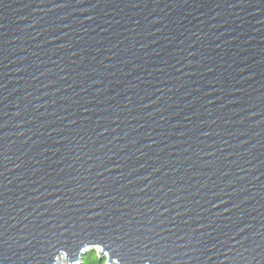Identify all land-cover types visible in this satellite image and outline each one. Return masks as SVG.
Wrapping results in <instances>:
<instances>
[{"label":"water","instance_id":"1","mask_svg":"<svg viewBox=\"0 0 264 264\" xmlns=\"http://www.w3.org/2000/svg\"><path fill=\"white\" fill-rule=\"evenodd\" d=\"M0 153L3 264L86 208L142 209L166 264H264V0H0Z\"/></svg>","mask_w":264,"mask_h":264},{"label":"snow or ice","instance_id":"2","mask_svg":"<svg viewBox=\"0 0 264 264\" xmlns=\"http://www.w3.org/2000/svg\"><path fill=\"white\" fill-rule=\"evenodd\" d=\"M70 191H74V189ZM3 203L4 201L0 200V205H3ZM53 203L58 202L53 201ZM70 204L71 200L66 202V206H70ZM94 207L98 208L100 206L95 205ZM88 211H91V209L86 208L83 214L74 219L71 217L64 219L63 223L60 224V228L64 229L65 225H69V227L63 231H57L53 228L49 232L41 233L42 243L46 246L51 245L56 250L54 252L50 251L49 264H51L53 258L59 261L61 251L67 257V264H72V261L77 258L76 253H82L79 257L81 264H143L145 260H158L159 264H166L164 258L169 248L168 241L172 238L170 236L163 237L160 232L149 227L148 225L152 224V220L145 222L140 218L142 209L129 210L125 216H112L103 210L88 216ZM118 211H124V209H118ZM149 211L152 210L149 209ZM57 212L61 216L69 215L60 212L59 209H57ZM105 217H108L107 221L104 219ZM0 219H3L2 215H0ZM45 223H49V221L45 220ZM240 231L243 232L244 229H240ZM3 236L4 233L0 232V264H3V258H5L3 249L4 245L7 244V241L3 240ZM73 237L80 240V243L76 244L74 248L69 246ZM179 239L183 240L185 237L181 236ZM196 239L204 245L208 244L205 239L199 237ZM231 239H235V237H229L228 233H225V238L219 239V243L228 244ZM57 240L60 242H54ZM247 240L248 237H243L237 243L243 246ZM84 244L94 247L85 249ZM157 245L161 247L158 249ZM215 246L213 244V247ZM232 248L236 249V245L233 244ZM208 250L211 251L210 248ZM255 250L251 249V251ZM244 251H249V249L245 248ZM236 253L238 255L234 254L233 260L240 264V260L244 258V253L240 252L239 249H236ZM168 259L170 260L172 257L169 256ZM252 259H255V257H252ZM260 259L264 260V250L260 253ZM247 264H251V259L247 260Z\"/></svg>","mask_w":264,"mask_h":264},{"label":"trees","instance_id":"3","mask_svg":"<svg viewBox=\"0 0 264 264\" xmlns=\"http://www.w3.org/2000/svg\"><path fill=\"white\" fill-rule=\"evenodd\" d=\"M81 264V263H80Z\"/></svg>","mask_w":264,"mask_h":264}]
</instances>
